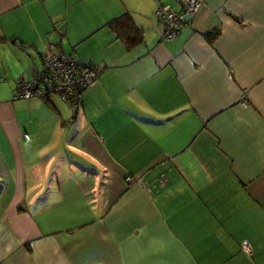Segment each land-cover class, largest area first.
<instances>
[{"label":"crops","instance_id":"0c3cea01","mask_svg":"<svg viewBox=\"0 0 264 264\" xmlns=\"http://www.w3.org/2000/svg\"><path fill=\"white\" fill-rule=\"evenodd\" d=\"M181 1L0 0V264H264V0ZM47 44L75 110L13 98Z\"/></svg>","mask_w":264,"mask_h":264},{"label":"built area","instance_id":"2783aa9c","mask_svg":"<svg viewBox=\"0 0 264 264\" xmlns=\"http://www.w3.org/2000/svg\"><path fill=\"white\" fill-rule=\"evenodd\" d=\"M200 5L198 0H182L177 10L167 6L157 7L154 16L163 25L161 39H174L180 29L190 24ZM96 74L97 69L92 65L72 58L53 44H47L41 56V68L34 71L30 79L16 83L13 98L47 101L58 97L77 108L83 92L94 82ZM240 100L245 105L243 94ZM242 251L249 252V248L242 246Z\"/></svg>","mask_w":264,"mask_h":264},{"label":"trees","instance_id":"16d2710c","mask_svg":"<svg viewBox=\"0 0 264 264\" xmlns=\"http://www.w3.org/2000/svg\"><path fill=\"white\" fill-rule=\"evenodd\" d=\"M132 25L131 19L128 15L123 14L107 23V26L117 34L119 37L121 35V31H123V28L126 26ZM132 39V40H131ZM130 40L133 41L136 38H131ZM2 40V39H0ZM126 40V37L124 38ZM129 40V39H128ZM129 41V42H131ZM42 56V55H41ZM82 62V61H81ZM85 63V62H84ZM89 64V63H88ZM91 65V64H89ZM93 66V65H92ZM94 67V66H93ZM97 69V68H96Z\"/></svg>","mask_w":264,"mask_h":264},{"label":"rangeland","instance_id":"374dc122","mask_svg":"<svg viewBox=\"0 0 264 264\" xmlns=\"http://www.w3.org/2000/svg\"><path fill=\"white\" fill-rule=\"evenodd\" d=\"M51 99V98H50ZM52 99H56V100H58L61 104H67L68 106H70L71 108H73L74 110L76 109V108H74L73 106H71L70 104H68V103H66V102H64V101H62V100H60L58 97H52Z\"/></svg>","mask_w":264,"mask_h":264}]
</instances>
